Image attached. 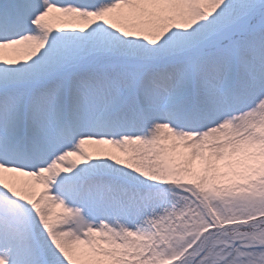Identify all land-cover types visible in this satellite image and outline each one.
<instances>
[{
  "label": "snow or ice",
  "instance_id": "obj_1",
  "mask_svg": "<svg viewBox=\"0 0 264 264\" xmlns=\"http://www.w3.org/2000/svg\"><path fill=\"white\" fill-rule=\"evenodd\" d=\"M0 264H264V0H0Z\"/></svg>",
  "mask_w": 264,
  "mask_h": 264
}]
</instances>
